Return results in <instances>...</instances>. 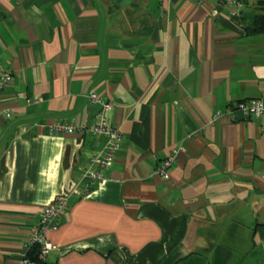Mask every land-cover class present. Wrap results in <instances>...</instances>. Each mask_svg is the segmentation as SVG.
Returning <instances> with one entry per match:
<instances>
[{
    "label": "crops",
    "instance_id": "0c3cea01",
    "mask_svg": "<svg viewBox=\"0 0 264 264\" xmlns=\"http://www.w3.org/2000/svg\"><path fill=\"white\" fill-rule=\"evenodd\" d=\"M263 9L264 0H0V66L12 77L0 92V264L19 263L60 194L68 204L46 232L56 246L46 264H201L203 254L241 264L231 251L264 252V113H225L264 98V32L244 30ZM89 92L111 104L122 134L92 181L83 174L106 138L51 131L96 122ZM168 155L167 176L156 175Z\"/></svg>",
    "mask_w": 264,
    "mask_h": 264
},
{
    "label": "built area",
    "instance_id": "2783aa9c",
    "mask_svg": "<svg viewBox=\"0 0 264 264\" xmlns=\"http://www.w3.org/2000/svg\"><path fill=\"white\" fill-rule=\"evenodd\" d=\"M163 1V0H160ZM195 3H201L205 0H192ZM235 6L233 15L238 16L241 4L239 2H232ZM10 72L4 70L0 66V92L11 81ZM88 101L97 103L99 110L96 114V122L88 126L77 128L72 123L58 122L51 127V131L55 134H69L76 131L91 134L93 136L100 135L106 138L105 145L102 152L90 156L88 162L90 167L85 169L83 176L89 180H99L102 177V170L107 168L122 143V134L118 127L111 124L106 116L107 111L111 109V104L103 100L94 92H89L86 95ZM225 113L236 118L257 117L264 113V98L244 99L236 102L233 106L225 108ZM222 115V112L216 111L212 115V119L216 120ZM173 155L166 156L155 169V174L161 177L167 176V170L174 162ZM96 167L92 170L91 167ZM68 204V195L60 194L56 196L49 204H47L40 212L39 220L35 226L30 229L29 243L21 253L18 264H41L45 262L48 253L55 249V245L47 238L46 232L48 229H53L57 226V221L64 214ZM37 244L39 252L37 259L33 260L28 257L30 248Z\"/></svg>",
    "mask_w": 264,
    "mask_h": 264
},
{
    "label": "trees",
    "instance_id": "16d2710c",
    "mask_svg": "<svg viewBox=\"0 0 264 264\" xmlns=\"http://www.w3.org/2000/svg\"><path fill=\"white\" fill-rule=\"evenodd\" d=\"M244 30L247 34H257L264 32V9L261 12H256L252 15V18L244 25ZM39 252V246L34 244L29 252L28 257L30 259L36 260ZM41 264H46V262H41Z\"/></svg>",
    "mask_w": 264,
    "mask_h": 264
},
{
    "label": "rangeland",
    "instance_id": "374dc122",
    "mask_svg": "<svg viewBox=\"0 0 264 264\" xmlns=\"http://www.w3.org/2000/svg\"><path fill=\"white\" fill-rule=\"evenodd\" d=\"M216 248H214L215 250ZM213 250V251H214ZM233 253V256L238 260L241 258L242 262L241 264H264V252L261 250L260 247H256V250L254 253L251 254H237L234 253V251H231ZM210 255V254H203L201 259V264H204L205 262L212 263V264H218V259L216 258V254ZM221 256V255H218ZM212 258V259H211Z\"/></svg>",
    "mask_w": 264,
    "mask_h": 264
}]
</instances>
